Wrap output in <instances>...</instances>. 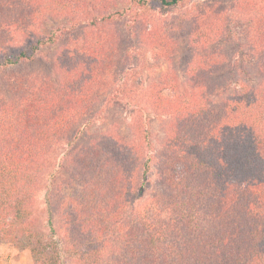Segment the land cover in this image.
Segmentation results:
<instances>
[{
    "label": "trees",
    "instance_id": "trees-1",
    "mask_svg": "<svg viewBox=\"0 0 264 264\" xmlns=\"http://www.w3.org/2000/svg\"><path fill=\"white\" fill-rule=\"evenodd\" d=\"M99 1L0 0L4 16L18 12L14 31L23 39L21 32L36 18L65 19L18 50L3 48L11 39L0 37V243L28 250L33 264H264L263 44H251L260 55L258 80L242 76L243 60L235 63L231 92L216 105L206 98L203 83L212 63L219 68L210 52L197 53L188 65L198 94L193 87L172 89L160 99L152 91L151 104L166 120L161 150L135 113L130 139L111 133L88 146L74 145L99 117L103 100L94 109L107 82L113 86L103 99L136 104L127 67L118 75L110 68L126 56L111 29L120 12L93 14ZM184 1L131 0L122 12L131 13L126 28L133 31L145 18ZM214 24L198 39L200 48L216 35ZM102 25L105 38L94 40L93 32L72 36L57 50L55 79L36 70L13 71L60 36ZM255 30L264 36L261 28ZM141 38L162 56L170 50L158 30L143 29ZM164 79L177 87V78ZM58 144L66 149L61 166L76 184L56 198L58 229L49 216L43 230L34 203Z\"/></svg>",
    "mask_w": 264,
    "mask_h": 264
},
{
    "label": "rangeland",
    "instance_id": "rangeland-1",
    "mask_svg": "<svg viewBox=\"0 0 264 264\" xmlns=\"http://www.w3.org/2000/svg\"><path fill=\"white\" fill-rule=\"evenodd\" d=\"M99 2H101L100 5L98 3L99 6L97 5L92 12L97 16L102 13L120 12V15L117 14L114 17L121 18L112 25L111 29L118 33L120 54L122 53L124 56V52L126 56L120 63L112 62L110 68L112 73L118 75L122 68L127 67L125 75L129 88L134 91L136 104L109 102L106 98L103 99V96L109 95L113 86L107 82L108 84L103 87V96L94 109L97 111L98 106L101 107L104 102L102 110L99 111V117L89 128H85L84 133L74 145L88 146L93 141L103 140L104 136L111 133L130 139L133 133L130 128V119L131 114L135 113L139 122L143 125L148 124L146 128L152 134L155 149L161 150L166 120L155 112L156 110L151 104L152 91L158 92L160 99H163L162 96L172 94V89L185 92L187 89H191L193 86L189 81L188 72H192V65L190 67L188 65L197 53H213L212 60L219 65L217 68L212 63L211 67L213 68L206 74V80L203 81L209 88L205 96L210 98L214 105L217 104L219 98L223 99L229 96L230 88L236 78L235 63L243 60L242 76H251L253 82L258 80L255 64L260 55L258 54V57L252 52L251 44H263L264 50V36L255 34L258 31L255 30L257 27L264 31V0H186L179 6L169 9L164 15L157 14L155 17L156 13H154V17L145 18V21L139 22L133 31L126 28L131 13H122L124 7H129L131 0H100ZM101 4L102 8H100ZM16 13L18 12L13 14L11 10H7L5 16L10 15L6 19L0 11V37L11 39L6 44H2L3 48L10 47L12 50H18L35 38L47 36L65 20L64 17L53 14H46L40 19L36 18L32 27L21 32L22 36L26 32L27 37L23 39L19 36L20 34L14 31L15 28H19L14 23L19 22L15 16ZM214 23L217 25L216 35L207 40L200 48L199 44L201 43L198 39H201L200 36L206 33V28ZM104 27V25L98 28L82 26L70 34L68 32L60 36L53 44L42 47L33 60L21 64L13 71L36 70L55 79L54 72L52 73V61L57 50L61 49L72 36L82 39L90 36L88 33L93 32L90 34L93 35L94 40H101L103 37L105 38ZM143 29L158 30L171 43L170 50L163 51V56L156 52L158 49H155V45L141 38ZM116 69L118 71H115ZM239 69L240 64L237 72ZM167 76L177 78V87L174 83L171 85L165 82L164 77ZM199 89L196 87L193 91L198 94ZM65 152L66 149L61 144L53 148L46 162L45 173L39 182L34 205L36 221L43 230L49 216L53 219L56 230L58 229L60 209L56 198H58L59 192L67 191L76 184L75 180L71 179L70 174L61 166ZM0 264H33V262L28 250H19L11 243H0Z\"/></svg>",
    "mask_w": 264,
    "mask_h": 264
}]
</instances>
